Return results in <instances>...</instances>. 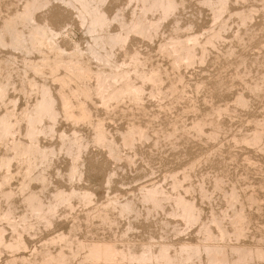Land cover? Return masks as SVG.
Masks as SVG:
<instances>
[{
    "label": "rangeland",
    "instance_id": "1",
    "mask_svg": "<svg viewBox=\"0 0 264 264\" xmlns=\"http://www.w3.org/2000/svg\"><path fill=\"white\" fill-rule=\"evenodd\" d=\"M9 1L11 2V0H0V22H2V24L0 23V33L4 31L3 19H8L7 16H9V18H13L11 16L15 15L14 12L22 10L24 4L27 3L25 1L28 0H13L11 4L14 5L12 6L9 5ZM50 1V3L39 9L36 13V20L38 22H48L47 24L59 33L58 36L47 42L49 44L45 43V47L44 44L39 46V48H41L39 50L35 49L34 52V49L32 50L30 48L32 47V43L27 40L25 44L28 50L30 48L29 53H26L27 50L25 49H18L13 48L10 45L0 44V60L5 58V60H3L4 63H2L3 61H0V63L3 64H1V67L3 68L6 61L8 62L5 64L6 68L4 67L1 69L0 67V84H2L5 80L7 81H5V83L12 82L9 84L10 86L7 90V97H5L4 101L0 104V115L9 114L12 110L14 111L12 114L16 115H14V120L21 117L19 118L20 120L17 119L19 121L17 128H20V131L18 129L16 131L17 133L15 132L13 135L14 137L11 136L8 138L10 141L12 138L15 139L11 142L7 140L9 145H14L16 142L19 144L21 141V143H23V140H25L24 142L28 141L25 136V117L30 111H32V106L34 107V104L36 103L38 98V96L36 97V93L39 95L42 82L43 84L50 83L49 85L52 87L53 92L58 95L57 88L59 87V83L55 82L53 79L55 75L49 65H47L48 68H46V65L44 66V72L41 74L35 70L33 71V68L29 70V67H27L30 66L31 68L33 63L35 64L36 61L37 63L35 65L40 64V66L45 60L52 62L56 59L57 61L55 60L52 63H58L60 56L55 55L54 52H56V50H53V48L55 49L57 46V43L59 44L57 46L58 48L62 46V49L65 50V54H63L64 59H67V56L73 54V52H75L74 50L79 47L81 52L84 53L82 58L81 56L80 58L82 60H86V62L84 61L85 63H90L91 65H89L94 72L99 69H109V64L106 65L104 60L95 59L87 53V46H89L92 42V38L87 32L86 26L81 23L77 9L66 5L60 0ZM177 1V10L163 20L159 31L153 38L132 35L126 44L127 53L124 51L125 49L115 47L114 55L115 53L116 55L111 61H125V64L128 65L131 60L129 56L138 50L140 56L142 55L141 59H144L143 62H145L148 69L150 66L151 68H156L157 66L159 71L162 73V78L164 79L162 83L164 84H160V91L155 89V87H151L153 86L151 83H146V85H144L146 90L144 89L142 96L143 100L141 99L137 101L133 100V98L123 97L124 99L119 98L120 100L118 99L116 102L113 101L109 107L104 109L99 96L94 93V81L92 79H89L92 83L87 79L89 84L86 83V80L81 84L82 92L80 93H84L83 95L86 94L85 96L79 94L78 91H80V86L78 87L76 83H71L72 85L70 84L71 86L69 87L71 88H69V91L72 89L70 92L72 93L73 102L75 103V99L76 103L85 102L88 107L90 106L89 109L92 110V120L85 119L83 121H81L82 114H80L81 112L78 108V104H74L75 110L74 112H72L73 110L70 112V115L72 113L75 116L71 115L69 119L67 114L62 109V105L59 106L61 104L59 102L58 106L60 112L59 117L56 119V123L54 124V132L50 135L42 134L40 137V143L42 145L46 147H57V153L54 154L50 165L46 168L48 182L45 186L46 188H43L42 193L48 199V197H51L52 193L57 188L70 189L71 186H74L75 188H78V190L88 189L91 191V200L89 202H83L78 198H73L71 207H67L65 205H60L58 207L57 212L55 213L56 215H54L53 220L49 225L39 223L37 224L38 227L34 231L31 233H25L24 236L26 238L27 247L22 250V254L17 255V257L25 256L28 259L25 263L24 261L21 262L22 260H19L18 264H28L29 262H33L34 264H44L46 260L43 262V259H46V256L39 253V250L41 249L40 246L52 236L60 233H69L70 230H74L72 231V234L75 237L74 242L77 245L78 242H83V246L79 247V245L77 246L73 243L71 244L72 248H70L71 245L70 247L69 245L65 247V251L67 252L66 254H69L68 264H80L82 262L89 263L88 261H90V256L88 255H90V250L87 245L91 243H99L101 245L108 243L111 244L113 248H116L117 251L125 249L126 253H129L127 250H134L137 252L140 245L143 243L149 244L151 242L156 247L158 242L162 241L163 238H167L168 240H190L197 243L199 241V237L202 236L201 234L200 236L196 234L198 233L197 229H199V225H192L193 227L190 226L176 234L173 232H167L170 227L166 229L163 225L164 220L170 216L167 213V210H158L152 214H148L146 208L148 206L143 204L144 202L142 203V186L152 182H158L164 186H169L170 176L174 172L178 174L179 178L183 181V186L186 187L188 191V187L191 188L188 196L195 199L197 204L204 209L203 222H207L208 216L211 215V212H214V214L219 217V219L223 220V222L227 225V220L229 219L228 217H233L235 215V209L238 208L236 212L244 209L243 211L250 215L247 222L250 224V219L253 218V223L249 225L246 222V236L244 237V240H246L248 236L249 238L246 241H243L246 244L249 243L251 245H257L258 242L260 243L258 245L264 246V126L260 125L261 122L264 125V0H228L223 12H220L221 15L218 17L219 20L215 17L216 12L214 9L218 7V5L208 4L204 0ZM214 1L216 2V0H212V2ZM209 5L210 8L208 7ZM15 8L16 10H14ZM104 8L110 18H113L120 9H122L126 16L132 15L134 10L138 11L137 3L134 0H105ZM249 10L253 15H249ZM153 17L158 19L159 13L148 15V19H155ZM242 17H244L246 21H244ZM251 17L252 19H250ZM220 20L223 21L221 22ZM219 22L220 25L223 23V26H219ZM116 23L117 22H114L111 28L118 31L119 26ZM224 23H226V26ZM24 27L25 26L22 25L19 26V28L24 30L25 34L28 35L29 31L27 30H30V28L29 26ZM177 27L181 30L176 29ZM215 29H219V31H216ZM213 31L215 33L219 32L222 35L218 39L215 38V42L208 44L206 43L207 38L212 36V34H215ZM179 32H181V34ZM222 32H224V34ZM177 34L178 36L187 35L189 38H198L200 44L196 47V50H198L195 51L197 53V59L193 65L183 64L179 68H174L176 66H173L171 61L172 58L167 54V51L163 49V43H165L171 36H177ZM205 44L207 45L206 47H204ZM48 45L50 47L53 45L54 47L52 46L53 48H49L47 47ZM52 50L54 52H51ZM102 53L105 54L104 51H102ZM125 53L129 55H126ZM47 55L49 56L47 58L52 59H47ZM113 59H115V61ZM199 59H201V61ZM98 61H102L105 64L102 62L99 63ZM28 62L30 63L28 64ZM119 63L123 64L124 62ZM8 68L11 73L9 71L7 72ZM45 68L49 71L45 72ZM59 70L55 72L57 75H63L66 73V69L62 66ZM50 73L52 75H50ZM6 74L11 77L9 78L5 76ZM28 79H32L30 80L32 82ZM172 81H175V85ZM35 82H39L40 84H35ZM29 83H33L34 86L31 88ZM84 83L86 86H84ZM170 83L173 84V89ZM38 87L39 90H37ZM82 87L84 89H82ZM30 88L32 90H29ZM56 89L57 92L55 91ZM151 89H153V91ZM173 90L176 93H173ZM27 91L29 93H27ZM156 92L159 97L156 96ZM177 92L180 93L181 97L184 94L182 100H180L181 97L179 99V96H177L179 95ZM182 92L184 93L182 94ZM73 94H76V97ZM240 95L244 96L246 99L244 102L247 104L239 102L243 104L242 106L238 103L237 97ZM88 96L90 97L88 98ZM13 99L14 102H11ZM178 99L180 101H178ZM161 104L164 105L162 106ZM192 105H195V107ZM77 116H81V118ZM101 117L102 119H105L104 124L108 133H110L109 136L115 139L118 144L119 150L117 149V155L120 158H114L111 156L108 153L109 150L107 148L90 143L88 145V149L86 147V151L84 150L81 155V175L78 178L69 179L68 169L70 167L71 160L65 151L59 150L58 148L61 144L60 133L65 132L67 134H72L73 131L77 129L85 137H87L88 140L92 141L95 134L94 127H96L95 125ZM74 118L77 119V122ZM78 119L80 121H78ZM208 119H213L214 121L218 119L217 121L219 122L216 123V121L214 122L213 120L211 122ZM47 121L49 123H47ZM213 122L215 123V126ZM256 122L258 124L260 123L259 125L263 129L256 125ZM45 123L46 126H48L47 124H51L49 120H46ZM218 123H222L221 126ZM132 124H139V126H142L144 129L147 127V129H145V131H147V137L142 141L140 139L136 140L133 146H125L122 139L124 136L123 134L129 131ZM194 124L198 126V128L194 126ZM202 124H205L206 126H202ZM216 125L219 127L217 128ZM194 127H196V129ZM221 127H223V130ZM201 130H204L205 133ZM211 131H213V133H210ZM253 131H259L261 132V136H263L261 140L254 139L255 143L252 140V138L256 135ZM214 134H218L216 139V135ZM242 140L243 142H241ZM251 140L253 141V144L249 143ZM258 146L259 149L262 148L261 150L263 151H260ZM7 148L8 147L0 143V155H3L4 153L11 154L12 151L10 152ZM18 162L20 161L15 160L11 165L13 173L10 172V175H8L9 173L5 169H1L0 174L6 175V173H8L9 184H7V187L9 185V188L13 189L17 193L15 197L16 211L18 213H22L24 210V204L22 202V196L19 189L23 180L22 171L24 164L20 162V165H17L19 164ZM191 165L194 166V170H192L193 167L190 168ZM189 168L191 171H189ZM184 170H188L187 172L191 176L188 178L189 180H183ZM18 171L21 172L19 173ZM11 176L12 178H10ZM218 177H223L224 183L222 186L217 187L215 181ZM233 184H235L236 187ZM31 186L36 190H41V184L37 180H33L31 182ZM203 186L206 189H204ZM231 186L232 188L235 187L240 190H237L238 195H240L238 196V200H231L232 198L229 197L232 190ZM244 190L245 192L247 191L246 193L248 194H246ZM203 192L209 197V201L207 198H202ZM252 193L257 200L261 201L259 202L256 200L260 203L258 206H262L261 208L256 205L258 204L256 201L248 202L247 196L249 197ZM223 196H225V198ZM126 198H133L135 201L134 203L138 208L137 214H129L131 216L128 214L121 216L119 214L120 209L118 210L116 207L118 204L117 201L123 202ZM112 201L114 204L110 203ZM228 201L229 205L227 204ZM1 203V208L4 209L6 205L4 202ZM108 205L110 209L112 208L111 210ZM106 206L108 210L107 208L105 209ZM223 208H226V210H223ZM114 209L115 211H113ZM167 209H169V207H167ZM103 211H110L109 213L111 214H109V216H111V218L109 217L106 218L107 220H103ZM249 211L250 213H247ZM100 214L102 215V219L100 218ZM253 214L255 215V218L251 217ZM110 221L112 222L109 223ZM3 226L5 227L4 234L7 238H9L13 231L8 224H4ZM76 238L82 242L79 240L77 242ZM252 240L256 241H254L255 244ZM73 247H77L75 248V253H77V250L78 255L73 252ZM81 247L83 248L81 249ZM35 249L38 250L34 255L33 253ZM231 252L232 251H230V264L244 263L237 261L235 255ZM9 259L10 252L6 250L2 251L0 254V264H6ZM81 259L83 261H81ZM112 260L115 264L120 261L130 264L129 259L118 261L117 259ZM261 260L263 261H260V258L257 259V257H255L251 260L253 262L249 261V263L264 264V259ZM124 262H120L119 264H123ZM98 264H103V262L100 261ZM131 264L133 263L131 262ZM180 264L185 263L180 262ZM203 264H207L206 260Z\"/></svg>",
    "mask_w": 264,
    "mask_h": 264
},
{
    "label": "bare ground",
    "instance_id": "2",
    "mask_svg": "<svg viewBox=\"0 0 264 264\" xmlns=\"http://www.w3.org/2000/svg\"><path fill=\"white\" fill-rule=\"evenodd\" d=\"M1 1H3V0H1ZM12 1L13 0H11V2ZM28 1H25L27 3L24 4V7L22 6L23 7L22 10H20L19 12H16V11L14 12V14L16 16L15 15L11 16L13 18H9V16H7L8 19H6V20H5V18L3 19L4 20L3 21L4 22V25H3L4 31L2 33H0V44L10 45L13 48L25 49L28 51V52L26 51V53L30 52L29 51L30 48L32 50L34 49V52H35V49L39 50L41 48V47L39 48V46L44 44V47H45V43H47L48 41H50L51 39H53L59 35V33L57 31L52 29L47 24L48 22L47 23H44V22L40 23L36 20L37 11L39 9L43 8L44 6H46L51 1L50 0H32V1L28 0ZM60 1L64 2L68 6H71V7H74L75 9H77L81 23L84 26H86V30L90 34V37L92 38V42L89 44V46H87L88 47L87 53L95 59L104 60L106 62V65L109 64V67H108L109 69L105 70L103 68L104 70L99 69L98 71L94 72L91 69V66H90L91 64L89 63L90 64L89 65V64L85 63L86 60L81 59L82 55L84 53L81 52V49H79V47L74 50L75 52H73V54H70L69 56H67V59H64L63 54H65L64 53L65 50L62 49V46L58 48L57 46L59 44L57 43V46L54 49L53 45H52L53 47L52 46L50 47L48 45L47 47L53 48V50H56V52H54L53 50L51 52H54L55 55L60 56V59L58 60L59 62L58 63L57 62L52 63L56 59L53 61L51 60L52 62H50L49 60H45L42 64V62L40 61L42 64L40 66V64L35 65L37 63V61H36L35 64L33 63V66H31V68H30V66H27V67H29V70L33 68V71L35 70L36 72L41 74L44 72V70H43L44 66L46 65V68H48L47 65H49L51 70L53 71V73L55 75V76L53 75L54 76L53 79L55 80V82L59 83V87L57 88L58 89V95H56L53 92L52 87L49 85L50 83L43 84V82H42L40 90L38 87L37 90H39V95H37L38 93H36V97L38 96L36 103L34 104V107L32 106V111H30L25 117L26 118V122H25L26 135L25 136L27 137L28 141L24 142L25 140H23V143H21L22 142L21 141V142H19V144H17V142H16V144H14V145H12V144L9 145V143L7 142L8 138L13 136L18 129L20 131V128H17V125L19 122L17 119H19L21 117L14 120L15 114L14 115L12 114V112H14L12 110H11V112L9 111L10 112L9 114L0 115V143L3 144L4 146L8 147L7 149L10 150V152L12 151L11 154H5L4 153L3 155L1 154L2 156L0 155L1 156L0 170L5 169L9 173V174L6 173V175L0 174V204H2L1 202H4L6 205V207L4 206L5 207L4 209H2L1 208L2 205H0V254L4 250L10 252V259L7 261L6 264H18L19 260H22L21 262L24 261V263H25V261H27L28 258H26L25 256L17 257V255H21L22 254L21 251L27 247L26 238H25L24 234L25 233H31L32 231H34L38 227L37 224H39V223H42L44 225H49L52 222L54 215H56L55 213L57 212V209L60 205H65L67 207L68 206L71 207L73 198H78L79 200H81L83 202H89L91 200V195H92L91 191H89L88 189L78 190V188H75L74 186L73 187L71 186L70 189L57 188L52 193L51 197L50 196H49L50 198L48 197V199L42 193L43 188L47 185V182H48V177L46 176L47 175L46 168L48 165H50L52 158L54 157V154L57 153V147H53V146L52 147H46V146L42 145L40 143V137L42 134L50 135L54 132V124L56 123L55 121H56V119H58L59 112H60L59 106L62 105L63 111L67 114V116L70 119V116L73 115L72 113L70 115V112L72 110H73L72 112H74L75 105L78 104V108L81 112L80 114H82V120L80 119L81 116H77V117H80L79 119L81 121H83L85 119L92 120L91 119L92 110L89 109L90 106L88 107L87 103H85V102H80V103L77 102L76 103V99H75V103L73 102L72 93L70 92L72 89L69 91V88H71L69 86L72 85L71 83H73V84L76 83V85L78 87L80 86V91H78V92H79V94H81L80 93V92H82L81 84L85 80L87 81V79L88 80L92 79L94 81V84H93L94 85L93 89L95 91L94 93H95V95L99 96V98L103 104L104 109L109 107L113 101L116 102V101H118L119 98L122 99L123 97L131 98V99L133 98V100H137V101L141 100L143 93H144V89H145L144 85H146V83H151L153 85L151 87H155V89L160 91V84L162 83V81H164V79L162 78L163 77L162 73L159 71L157 66H156L157 69L154 67L151 68V66L148 69L146 67L145 62H143L144 59L143 60L141 59L142 55L140 56V53L138 50L135 51L134 53H132L131 56H129V58H131V60H130V63L128 65L125 64V61H119V62H124L123 64L119 63L118 61H116V62H111V61H112V58H115V55H116V53L114 55L115 47L123 48V49H125L124 51L126 52V44L132 35H135L138 37L144 36V37L153 38L154 35L159 31L160 25L162 24L163 20L165 18H167L169 15H171L178 8V1L177 0H134L137 3L138 11L134 10L135 9L134 8L133 14L130 16H126L123 13L122 9H120L119 11H117L116 15L113 18L112 17L110 18L106 9L104 8L105 0H60ZM130 1H132V0H130ZM204 1L208 4L218 5V7L215 6L216 8H214L215 12H216L215 17H217V19L221 15L220 12L221 11L223 12V9L225 8V6L228 2V0H216V2L215 1L212 2V0H204ZM11 2L9 5H11V6L14 5V4H11ZM179 3H180V1H179ZM208 7L210 8V5ZM14 10H16V8ZM255 11H254V13H255ZM212 12H213V8H212ZM244 12H246V11H244ZM249 12H250V10H249ZM156 13H159L158 19L155 17H153L155 19H152V18L148 19V15H150V14L154 15ZM238 13H239V11H238ZM251 13L252 12H250L249 15H253ZM11 14H13V13H11ZM245 15H247V14H245ZM244 17H242V18L244 19V21H246V19ZM223 18H225V17H223ZM247 19H248V16H247ZM250 19H252V17ZM220 21L222 22L223 20H220ZM225 21H227V20H225ZM114 22H117L116 24H118V26H119L118 31L113 30L111 28ZM0 23L2 24V22H0ZM222 24L220 25V22H219L218 25L223 26ZM225 24L226 23H224V25ZM20 25L25 26V27L29 26L30 30L29 29L27 30V31H29L28 35L25 34L24 30H21L19 28ZM178 27L176 29L181 30V29H179L180 27L179 28ZM217 30L219 31V29H217ZM214 31H213V33H215ZM224 32H222V33L224 34ZM235 32H237V31H235ZM179 33L181 34V32H179ZM221 35L222 34H220L219 32L212 34V36H209L207 38L206 43L209 44V43L215 42L214 39L220 38ZM206 37H205V39H206ZM27 40H29L32 43V47H30L29 50L25 44V42ZM47 44H49V43H47ZM163 44H164L163 49H165V51H167V54L172 58L171 61H172L173 66H176L174 68H179L183 64L193 65L196 62V59H197L196 54L197 53L195 51H198V50H196V47L198 44H200L197 37L189 38V37H187V35L186 36H180V35L178 36V34H177V36L173 35L170 38H168L166 40V42ZM206 46L207 45L205 44L204 47H206ZM203 49H202V52H203ZM101 50L104 51L105 54L102 53ZM199 51H201V50H199ZM40 52H41V50H40ZM161 53H162V51H161ZM204 53H205V51H204ZM206 53H208V52H206ZM49 54H51V53H49ZM126 55H129V54H126ZM80 56H81V58H80ZM47 57H49V56L47 55L46 58ZM91 57H89V58H91ZM199 57H201V56H199ZM203 58H204V56H203ZM47 59H52V58H47ZM3 60H5V58ZM3 60L1 59L0 61H3ZM41 60H43V59H41ZM113 60L115 61V59H113ZM199 60L201 61V59H199ZM30 62H32V61H30ZM30 62H28V64ZM101 62H99V63H101ZM2 63H4V61ZM2 63H0V67L3 65ZM6 63H8V62L6 61ZM102 63L105 64L104 62H102ZM5 64H4V67L6 66ZM61 66L66 69L65 70L66 73L63 75H57L55 72L57 70H59V68ZM3 68L1 67V69H3ZM159 68H161V67H159ZM8 71L10 72L9 68H8L7 72ZM27 71H28V68H27ZM47 71H49V70L46 69L45 72H47ZM51 73H50V75H52ZM5 76H7V74ZM7 77H9V76H7ZM181 78H183V77H181ZM219 79H221V78H219ZM30 80H32V79H30ZM54 80H53V82H54ZM3 81H4V79H3ZM5 81L2 84H0V104L2 101H4L5 97H7L6 96L7 90H8V87L10 86L9 84L12 83V82L11 83L10 82L5 83ZM89 81H87L86 83H88ZM30 82H32V81H30ZM174 82H173V84H174ZM36 83L37 82H35V84ZM32 84H30L31 88H32V86H34V84L33 85ZM162 84H164V83H162ZM173 84H171L172 89L174 87ZM35 86H37V85H35ZM84 86H86V84ZM83 87H82V89H84ZM31 88L29 90H32ZM57 89L55 90L56 92H57ZM90 89H91V87H90ZM257 89H259V88H257ZM151 90L153 91V89H151ZM28 91H27V93H29ZM175 91H178V90H175ZM87 92H88V90H87ZM173 93H176V92H174V90H173ZM183 93L184 92H182V94ZM83 94H81V95H83ZM156 94H157V92H156ZM178 94L179 95H177V96H179V99H180L181 95H180V93H178ZM85 95H83V96H85ZM150 95H152V94H150ZM161 95H162V93H161ZM156 96H158V94ZM167 96H168V94H167ZM177 96H175V97H177ZM183 96H184V94H183ZM89 97L90 96H88V98ZM150 97H152V96H150ZM182 97L180 100H182ZM237 98H238L237 99L238 103L239 102L243 103L244 100H246L243 95H240ZM85 99H87V98H85ZM85 99H84V101H85ZM175 99H177V98H175ZM179 99H178V101H180ZM11 102H14V99ZM59 102L61 104L58 106ZM169 103H170V101H169ZM239 104H241V103H239ZM245 104H247V103H245ZM195 105H192V106L195 107ZM241 105L243 106V104H241ZM141 107H142V105H141ZM191 108H193V107H191ZM143 110H144V108H143ZM73 116H75V115H73ZM79 119H78V121H80ZM46 120H49L51 122V124L50 125L47 124L48 126H46V123H45ZM75 120L77 122V119H75ZM206 120H204V121H206ZM208 120L212 122L213 119L212 120L208 119ZM217 120H215L216 123L219 122ZM209 121H208V123H209ZM104 122H105V119H102V117L100 119H98L97 124L95 125L96 127H94V129H95L94 133L95 134H94L92 141L88 140L87 137H85L77 129H75L72 134H67L65 132L60 133L61 144L58 148H59V150L65 151L69 155L70 160H71L70 167L68 169L69 179L78 178L81 175V167H80L81 155H82V153L86 147L88 149V145L90 143H93L94 145L96 144V145L101 146V147H105L109 150L108 153L111 156H113L114 158H120L117 155L118 144L115 141V139H113L109 136L110 133H108V130L105 127ZM214 122H213V124L215 126ZM47 123H49V122L47 121ZM90 123H92V122H90ZM95 123H96V120H95ZM195 124H194V126L198 125V124H196V125ZM199 124H200V122H199ZM218 124L221 126L222 123H218ZM259 124L257 123L256 125H258L259 127H260V125L264 126L262 122L260 125ZM203 125L206 126L205 124H202V126ZM202 126H200V127H202ZM196 127L198 128V126H196ZM196 127H194V128L196 129ZM216 127L218 128L219 126L216 125ZM222 128L223 127H221V129ZM260 128H262V127H260ZM145 129H147V127H145ZM145 129L142 128V126H139V124L138 125L132 124L129 131L127 130L128 132L123 134L124 136L122 139H123L124 145L125 146H133V144L136 140L140 139L142 141L144 138H146L147 137V133H146L147 131H145ZM221 129L219 128V130H221ZM222 130H221V132H222ZM258 130H261V129H258ZM201 131L205 133L204 130H201ZM213 131H211L210 133H213ZM215 131H218V130H215ZM253 132H255V131H253ZM256 132L254 133L256 135L252 138L253 141H254V139L261 140V138L263 137V136H261V132H259V131H256ZM197 133H200V132H197ZM215 133H217V132H215ZM214 135H216L215 136V139H216L218 134H214ZM242 137H243V135H242ZM13 139L14 138H12V140ZM244 139H246V138H244ZM252 140L249 143H252L253 142ZM8 141H10V140H8ZM241 142H243V140ZM206 143H207V141H206ZM254 143H255V141H254ZM246 146H247V144H246ZM259 146H258V149H259ZM261 147H262V145H261ZM261 149H259V150L263 151ZM120 154H121V151H120ZM15 160H18L24 164L23 171H22L23 180L20 184V189H19V192L21 193V196H22V202L24 204V210L22 213H18L16 211L15 197H16L17 193L13 189L9 188V185L7 187V184H9L8 175H10V172L13 173L11 170L12 169L11 165L13 164V162ZM20 162H18L19 164H17V165H20ZM20 167H22V166H20ZM191 167H193L192 170H194V166L191 165L190 168ZM190 168H189V171H191ZM16 169H18V168H16ZM18 170H20V169H18ZM185 170H186V168H185ZM251 170H254V169H251ZM187 171L183 172V178H184L183 180H187L188 178L191 177ZM18 172L20 173L21 171H18ZM10 178H12V176ZM33 180H37L41 184V190H36L31 186V182ZM75 180H77V179H75ZM215 182H216L215 184L217 185V187L222 186L224 183L223 177H221V178L218 177ZM233 185H235V184H233ZM187 186H189V185H187ZM235 187H236V185H235ZM235 187L232 188V186H231L232 190H231V193L229 195V197L232 198L231 200H233V199L238 200V196H240V195H238V192H237L238 188L236 189ZM203 188H204V186H203ZM188 189L190 191L191 188L188 187ZM204 189H206V188H204ZM141 190H142L141 191L142 192L141 198L143 200L142 203L144 202L143 204H146L148 206V207H146L147 211H148V212L147 211L146 212L148 214H152L158 210H163V209L167 210V213L170 216H168V218L166 220H164V224H163L164 228H166V229L168 227H170V229L167 230V232H173L174 234H176L179 231L184 230V229H186L192 225H194V226L199 225V229H197L198 233H196L199 236H200V234L202 235L199 237V241L197 243H195V242H192L190 240H181V239H177V240L170 239V240H168L167 238H163L162 241L158 242L156 247L154 244H152L149 241L151 244L150 243L149 244L143 243L140 245V248L137 252L134 250L133 251L127 250V251H129V253H126L125 249L117 251L116 248H113L112 245L108 244V243L107 244L105 243L103 245H101L99 243H91V244L87 245L89 247L88 249L90 250V255L86 254V255L90 256V259H89L90 261L87 260L89 263L82 262L80 264H98L100 261L103 262V264H113L114 261L112 259H114V260L117 259V261L129 259L130 264H131V262L133 264H161V263H164V264H180V262L185 263V264H203L205 260H206L207 264H230L231 263L230 251H232L231 253L235 255L237 261L244 262L242 264H245V263L250 264L249 261L253 262L251 260L254 259L255 257H257V259L260 258V261H263L261 259H264V246L258 245V244H260L258 242H257V245H251L248 242H247L248 244H246L244 242L249 238V236H248V238L246 240H244L245 239L244 237L246 236V225L245 224H246L247 220L250 218L249 217L250 215L246 214L243 211L244 209L241 211L239 210L237 212H236V210L238 208L235 209V215L233 217L232 216L228 217L229 219L227 220L228 221L227 225L223 222V220L219 219V217H217L214 214V212H211V215L208 216L207 222H203L204 209L197 204L195 199L190 198L188 196L189 191L186 189V187L183 186V181L179 178L178 174L175 172L172 173L170 176L169 186H164L163 184L158 183V182H152L150 184H146V185L142 186ZM221 190H222V188H221ZM238 191H240V190H238ZM254 191H252V192H254ZM191 192H192V190H191ZM207 192H208V190H207ZM244 192H245V190H244ZM209 193H210V191H209ZM258 193H259V191H258ZM246 194H248V193H246ZM226 196H228V195H226ZM257 196H258V194H257ZM223 197L225 198V196H223ZM202 198L208 199L209 197L206 194H204V192H203ZM247 198H248L247 199L248 202L249 201L255 202L257 200V198H255L253 196V193L249 197L247 196ZM116 199H118V198H116ZM231 200H230V202H231ZM208 201H209V199H208ZM257 201H259V200H257ZM134 202L135 201L133 200V198L132 199L126 198V199H124L123 202L117 201L118 204L117 203H115V204H117L116 207L118 208V210L120 209L119 214L121 216H123L125 214H128V215L129 214H134V215L137 214L138 208L136 207ZM239 202H241V201H239ZM259 202H261V201H259ZM110 203L114 204L113 201ZM227 204L229 205V201ZM109 205H111V204H109ZM109 205H108V207H109ZM256 205L258 206V205H260V203H258ZM167 207H169V209H167ZM258 207L261 208L262 206H258ZM106 208H107V206L105 207V209ZM229 208H230V206H229ZM109 209H110V207H109ZM239 209H241V208H239ZM107 210H108V208H107ZM223 210H226V208L225 209L223 208ZM227 210H228V208H227ZM113 211H115V209ZM109 212L103 211V217H104L103 220L106 218H109V217L111 218V216H109V214H111V213H109ZM232 213H233V210H232ZM247 213H250V211ZM223 215H224V213H223ZM129 216H131V215H129ZM101 217H102V215L100 216V218ZM251 217L255 218V215L253 214V215H251ZM222 218H224V217H222ZM208 219H209V221H208ZM252 219L253 218L250 219L251 223H253ZM109 220H111V219H109ZM111 222L112 221H110L109 223H111ZM247 223L249 224V222H247ZM4 224H8L13 231L12 235L10 237L8 236L9 238H7L6 235L4 234V230H5V227L3 226ZM249 228H251V227H249ZM72 231H74V230H70L69 233H60V234L54 235L51 238L47 239L46 242L40 246L41 249L39 248L40 249L39 253L46 256V259L43 256V258H44L43 262H44V260H46V262L44 264H68L69 263V257H68L69 254H66L67 252L65 251V247H67L68 245L70 247L71 244L75 243L74 242L75 237L73 236ZM262 232H263V230H262ZM78 240L79 239H77V242H78ZM259 240H262V239H259ZM80 242H82V241H80ZM96 242H97V240H96ZM255 242H254V244H255ZM101 243H102V241H101ZM78 245H79V247L83 246V242L82 243L78 242ZM85 245H86V243H85ZM70 248H72V245ZM75 248H77V247H75ZM75 248L73 251L74 253H75ZM82 248L83 247H81V249ZM37 250L38 249L34 250V253H33L34 255H35V253H37ZM76 252L78 253L77 250H76ZM77 253H75V254H77ZM71 254H70V257H71ZM74 257H73V259H74ZM76 258H77V256H76ZM86 259H87V256H86ZM41 261H42V258H41ZM81 261H83V260L81 259ZM125 261H128V260H125ZM120 262H124V261H120ZM120 262H118L117 264H119ZM28 264H34V263L29 262Z\"/></svg>",
    "mask_w": 264,
    "mask_h": 264
}]
</instances>
